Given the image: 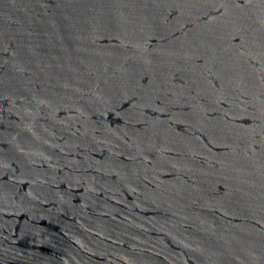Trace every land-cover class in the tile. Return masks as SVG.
<instances>
[{
    "label": "water",
    "instance_id": "95a60500",
    "mask_svg": "<svg viewBox=\"0 0 264 264\" xmlns=\"http://www.w3.org/2000/svg\"><path fill=\"white\" fill-rule=\"evenodd\" d=\"M0 264H264V0H0Z\"/></svg>",
    "mask_w": 264,
    "mask_h": 264
}]
</instances>
